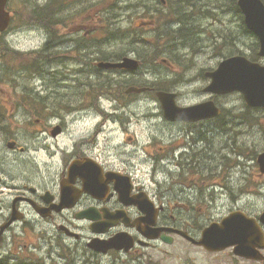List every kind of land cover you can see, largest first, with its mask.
<instances>
[{
  "label": "rangeland",
  "instance_id": "1",
  "mask_svg": "<svg viewBox=\"0 0 264 264\" xmlns=\"http://www.w3.org/2000/svg\"><path fill=\"white\" fill-rule=\"evenodd\" d=\"M35 1L41 3L45 0ZM97 1L65 0L66 10L69 12V15L84 11L82 14L85 17L90 13L92 16L96 15L98 17V13L95 11L96 8L91 6L97 3ZM213 1H216V7L214 8L207 5L208 0L197 1V6L203 11L200 14V21L205 30L199 31V27L195 25L192 38L189 40L184 39L177 45H171L162 53L153 55L150 59L153 63L150 66L143 65V71L140 66L133 68L132 65L115 69V71L126 76L128 87L136 86L139 82L150 83L152 85L164 83L169 87L170 91L177 93V101L183 107H191L207 101H213L222 110V115L217 118L195 122V128H189L183 124H177L176 126L174 124L175 121L166 120L167 122H165L161 114L160 104L155 95L148 94L143 97L146 100V102H143L145 104L143 107L147 112L148 120H145L147 123L142 122V119H144L142 117L143 115L138 121L132 115V122L137 121L134 127L139 130L136 137L140 145L143 146H128L127 154L121 156L122 158L127 156L133 163L140 164L142 163L140 161L141 159L148 158V152L152 151L155 155L158 152L163 154L164 150L162 148L164 146L166 147L165 154L169 152V157L164 161V164L159 166L154 180V167L156 163L143 162L141 170L144 171L142 173L139 172V181L146 185L147 192L151 196V199H155L154 201L158 206V199L155 196L157 195V198L163 197L158 194L161 187L164 191H167L164 192L166 195L168 191L171 192L172 190L170 189L175 185L174 181L178 176L173 165V161L176 157H179L178 148L174 152L169 150L168 146L171 145L172 147L175 144L178 145L188 140L186 132H188L190 137L195 138V142H192L195 151L198 150V153L200 152L201 154L205 153L198 169L196 168V170L200 171V174L196 175V177L209 174L206 178L211 177L212 180H217V175L220 173L223 179H226L224 184L228 185V189L231 192L224 193L225 195L216 193L210 207L204 204L207 201H205L203 196H200V193H186L190 197V210L187 212L185 210H176V220L171 219L169 210L161 214L160 222H172L171 226L173 227H178L183 222L184 225L194 222L191 227H188L192 233L188 234L192 237L193 235L199 237L204 227L212 222L221 221L232 211L241 210L244 212L259 213L264 208V177L260 178L257 175L259 166L256 163L258 155L264 152V108H248L245 105L242 95L239 93L216 96L213 93L204 91L209 83V79L205 76V73L216 70L219 63L224 59L233 56H245L253 60V62L256 61L264 65V58L257 55L259 50L258 39L251 34L239 33V22L241 23V20L238 17L236 18V12L233 7L228 9L224 5L223 0ZM143 3L147 4L148 12H150L151 8H154L153 16L155 17V25L162 21L166 22V19H174L170 17L169 12L165 9L167 0H146ZM30 5L28 0H15L13 4L14 9L18 13L19 24L13 26L9 42L13 48L22 54L21 57H26L29 53L36 52L48 39V35L42 32L44 30L42 27V30L23 27L30 14ZM157 5L162 10H157ZM85 8H87L86 11ZM66 10L63 9V11ZM144 16L142 15L141 8L136 6L132 9L131 16L125 18V21L130 22V24L125 25V23L124 27H128L130 30L137 29L136 25L139 24L141 18ZM80 18L81 15L77 17L75 23L64 27L72 31L69 34L86 36L78 32L93 29L92 24H85L83 20L78 22ZM150 22V19H144V23L141 26L144 30H147L148 37H151L153 41H155V35L157 33L162 34V36L166 34L158 29V27H152ZM103 29L100 24L97 25L94 29V37L104 43V45L107 44V56L115 55L118 57L122 54L125 57L131 56L138 59V57L124 51V43H129L131 41L130 39L112 36L113 41H111L109 37L103 38L106 35ZM169 29L172 30V26H169ZM70 41L71 39L67 35V42ZM70 56V53L62 56L59 55L56 61L58 63H68V57ZM31 58L37 59L35 55H31ZM121 65H124V62ZM147 68L152 69L151 74L146 72ZM53 70L55 71L53 76L58 78L57 84H66V80L59 79L61 73L65 72L64 68L55 67ZM11 74H14V72L11 71ZM53 76L47 75L39 79L47 83H53ZM15 78V85L22 87L19 92L24 90L30 93L34 78L29 79L22 76ZM107 86L108 83L105 82L102 83L101 88H106ZM43 87L46 88V91L40 93H48L52 97L56 95L50 91V88L44 85ZM4 90L3 97L6 99L13 91L7 83H4ZM58 91L60 92L59 89ZM130 96H132L133 100L136 99L133 97V94ZM82 98L89 97L85 96ZM99 101L101 110H111V101L106 98H100ZM81 111V116L88 119V122L91 123L90 129L93 131V136L99 141L97 153L101 151L102 155L111 159L114 158L115 154L119 153L117 151L118 145L122 143V138L116 136V131L113 130L116 127L114 125L115 121L106 112L101 114L92 109H81ZM246 111L250 114H247ZM28 116L25 112L22 114L19 112H9V114H3L2 121L9 124L11 118L12 121L17 122L18 128L15 126L16 131L14 135L20 133L27 134V131L22 128V124L28 120ZM78 120L82 121V118H78ZM222 123L225 124V128H223ZM200 133L206 137L203 146L196 142ZM131 135L134 136L133 133ZM17 142L29 145L28 139L23 140L19 137ZM63 142V138H60L57 143L50 144L52 150L56 152L54 156L56 163H60L61 153L59 152V147L63 145ZM148 142L151 143L150 147L148 146ZM29 146L31 147V145ZM49 154V150L43 151L38 157L39 164L45 165L49 161ZM27 156L28 153H25L24 156L21 155V157H25L20 164L21 171L27 170L25 167L30 168V164L27 162ZM228 161H232L230 169L227 167L230 164ZM30 162L34 161L30 160ZM199 200L201 201V207L199 206ZM155 209L157 210V216L159 206L156 207L155 205ZM152 214L155 215L153 211ZM183 226L182 229H188ZM174 237L175 239L172 244L168 242L170 245L164 241L161 242L163 245H161L160 249L163 253L150 250V255H152L155 261L162 259L165 261V264H240L235 262L236 258L234 257L235 254H233L232 248H227L228 250L226 251L211 253L199 249L198 252L197 248H194L182 237L176 235ZM200 256H203L205 259H200ZM34 257L38 259L40 256L36 254Z\"/></svg>",
  "mask_w": 264,
  "mask_h": 264
},
{
  "label": "flooded vegetation",
  "instance_id": "2",
  "mask_svg": "<svg viewBox=\"0 0 264 264\" xmlns=\"http://www.w3.org/2000/svg\"><path fill=\"white\" fill-rule=\"evenodd\" d=\"M78 47V45H76ZM3 45L0 43V111H3V109H6L7 111H13L15 108H17L14 105L5 106L4 105V99H3V80H2V60H3ZM53 90V89H52ZM33 109H35L34 105H31ZM48 110H53L54 114L57 118L61 119L63 116V112L66 111L65 107L63 106H48ZM166 122V121H165ZM174 124L177 126V124H183L188 126L189 128H195L196 123L195 122H189V121H179L174 122ZM223 124V123H222ZM225 124H223V128ZM60 126L62 127V123L60 122ZM34 134V133H33ZM193 136L192 134H190ZM186 137L188 140H185L182 143H179L178 145L175 144L171 147V145L168 146L169 150L174 151L178 148V156L173 161V165L175 166V171L178 173V176L176 180L174 181L175 185L170 189L172 190V200L167 201L165 193L167 191H164L161 187L160 192L158 194L160 196H163L161 198H157V195L155 196L156 199H158V206H159V213L156 217V224L152 227V232L148 229L146 226V223L144 221H139L144 218L145 214L140 210L138 206L135 204H126L120 199L119 193L115 190V184L113 182H108L107 189L98 195H93L91 193L87 192H80L83 189V180L80 176H77L74 180L68 179V165L71 160H80L82 161L85 157H90L91 159H94L98 161L102 167L104 172H118L120 174H123L125 176H131L132 178L136 176V173L138 170H136L135 166L132 165L130 161L121 160H108L103 157H101L100 154H97L94 150L93 143H88L84 141V138H78L72 147V150L74 152L73 156L71 158H65L63 159L61 167L56 171L54 179L52 180V187H49L48 189L53 192L52 199L57 201L56 204L60 203V187L62 182L66 183V185L70 186L73 193L78 194V197L74 200L73 206L71 209L68 210H62L59 207L52 208V206L46 202V200L42 196L43 189L41 187L34 186L30 184L29 181H3V184L11 187L12 189L9 191H2L0 190V200H1V209H0V221L3 218L2 222L0 223V226L7 222L13 214V208L15 207L22 215L23 220L22 222H16L13 224L11 228H14L15 226H19L20 224H26V223H32V224H41L44 219L51 220L53 223L57 224H69L70 229L73 232H76L72 223V218L76 216H80L82 214L92 215L93 220L92 222L96 221H104L106 219H110L112 215L117 213L118 211H121L124 215L125 219L121 218L118 222L115 223V227L109 230V232L106 235H109L111 233H120V232H128L133 237L135 242V246L131 251L128 252H118L115 256V261L113 264H116L117 261L120 260H127L130 264H165L162 259L159 261H155L152 258V255H150V250H156L158 252L163 251L160 249L161 245H163L164 238L170 237L172 238V243L175 239L174 235L180 236L186 241L189 242L190 245H192L194 248L203 249L208 253L213 252L214 250H209L204 245H199L194 243L193 241L187 240V238L183 237L182 235L174 232V230H182L187 233H191L190 228L193 223H186L184 225V222L182 225L178 227L171 226L172 222L164 221V223L170 224H164L161 223V214L169 210L171 215V219H175V211L176 210H185L186 212L191 209V206L189 205V196L186 195V193H196L200 196H203L205 201H207L206 205L209 207L212 205V200H214V197L216 193H227L231 192L230 189H228V185H225L226 179H223V177L218 173L217 180H212L211 177L206 178L208 175H201L200 177H196V175L200 174V171L196 170L198 169L201 159L204 157V154L198 153V150L195 151L194 146L192 142H195L194 137H190L188 135V132H186ZM206 137L199 134V137H197L196 142L202 144L205 143ZM151 144V143H150ZM150 146V145H149ZM162 148V147H161ZM164 150L163 154H160L159 152L155 155L153 152L148 153V156H150V159L148 158V161L150 160L153 163H156L154 167V174L158 171V168L160 165L164 164V161L167 160L169 157V152H166V147L162 148ZM210 155V154H208ZM230 164L227 166L229 169L231 168L232 161H228ZM239 163V162H238ZM3 164L6 165L5 170L3 171L4 174L13 177L14 172L17 170L16 163H8L7 162V155L0 150V171L3 167ZM211 170V169H210ZM209 172V171H207ZM257 175L260 178H263L264 175L260 173V171L257 172ZM70 180V181H68ZM142 192H147V188L145 184H141V182H135L133 181V189L131 194H139ZM170 192V191H168ZM148 193V192H147ZM153 201L155 199H152ZM199 200V206L201 207ZM155 203V201H154ZM211 203V204H209ZM156 207L157 204L155 203ZM36 206L40 208H46L48 217L43 218L40 215L37 214ZM195 206V205H194ZM264 210V209H263ZM247 216L253 218L254 225L258 226L262 236L258 238L255 242V250L258 252L259 259H247L245 257L241 256H234L236 258L235 262L240 264H264V220L260 217V215L263 213V211L258 212H244ZM88 220V219H87ZM213 221V218H212ZM219 222V221H218ZM213 223V222H212ZM210 223L209 225H211ZM58 224V225H60ZM89 225V222L83 221L78 223L76 228L85 229V227ZM184 225V226H183ZM208 225V226H209ZM151 234H157L158 236L149 238L146 237L144 234H142L139 231V227ZM183 227H187L188 229H182ZM204 227L201 230V233L199 237H196L193 235V238L197 241L201 240L203 237L204 230L208 227ZM192 234V233H191ZM88 234L86 233H80V236L76 233L71 234L72 237L66 236L64 233L58 234V239L61 240V238H68V246L70 251H76L78 247H80L81 253V264H90L89 259L86 258L85 253H83V247L85 245V240ZM191 236V235H190ZM62 241V245H63ZM227 247V246H226ZM229 248L235 249L234 245L228 246ZM225 248V247H223ZM216 250V249H215ZM228 250V249H227ZM226 251V250H224ZM235 252V250H234ZM67 253H64L66 255ZM228 255V254H226ZM229 256V255H228ZM174 259V257H173ZM200 259H205L203 256H200ZM97 260H92L91 264H97ZM206 264V263H205Z\"/></svg>",
  "mask_w": 264,
  "mask_h": 264
},
{
  "label": "water",
  "instance_id": "3",
  "mask_svg": "<svg viewBox=\"0 0 264 264\" xmlns=\"http://www.w3.org/2000/svg\"><path fill=\"white\" fill-rule=\"evenodd\" d=\"M5 0H0V30H5L9 24V14L4 9ZM239 5L245 16L247 27L253 31L260 40V55L264 56V3L262 0H239ZM132 65L133 68L137 64L133 61L126 60L124 66ZM110 67V64L104 65ZM213 82L209 88L210 91L217 94H225L233 91L243 92L247 104L251 107H264V67L251 63L245 57L235 56L225 59L219 68L210 74ZM175 95H167L159 93V99L162 102L167 119H200L206 117H216L220 114V110L215 107L212 102L202 104L190 109V111H198L200 113L192 117L187 115L188 109L177 108L174 105ZM261 169L264 171V153L259 156ZM246 217L241 213H235L225 218L219 224H213L203 232L200 241H195L188 236L187 233L179 231V234L192 240L196 244L210 246L215 240V246L221 244L227 246L241 241L240 236L244 233L242 228L248 225L244 221ZM211 240V241H210ZM210 241V242H209ZM209 243V244H208ZM213 247V245H211ZM211 247V248H212ZM216 247H213V249ZM238 250V249H237Z\"/></svg>",
  "mask_w": 264,
  "mask_h": 264
},
{
  "label": "trees",
  "instance_id": "4",
  "mask_svg": "<svg viewBox=\"0 0 264 264\" xmlns=\"http://www.w3.org/2000/svg\"><path fill=\"white\" fill-rule=\"evenodd\" d=\"M146 0H101V3H105V7L100 12V17L98 18L99 22L104 23L105 32L109 36L112 33L118 34L122 38L130 39V47L124 49L125 52L132 51L134 54H138L141 57L146 56L150 53V51L156 47V42H160L165 40L166 44H174L180 43L183 38H187L188 40L193 36L194 26L199 27L200 30H204L200 21V14L203 12L200 7L197 6L198 0H167V2L175 3L177 7L170 8L172 13H177V19L179 22L178 31H174L173 34L169 33L167 37L162 36V34L157 33L155 35V41L149 40L148 37H144L143 33L137 29L130 30L129 28H123L120 24L125 20V18H129L132 14V9L140 7L142 10V14H145L146 3H143ZM230 4L228 7H233L236 10L241 23L239 24L240 30L239 33L251 34L246 26L244 25L243 15L241 14L240 8L237 4V0H228ZM264 1V0H263ZM61 9L60 7L54 5L53 3L47 4L45 6H37L35 9V14L37 20L40 21L41 27H51L58 24H63L67 20L66 17L60 16ZM209 13V12H208ZM192 18L194 22L190 21ZM187 19L186 23L185 20ZM200 21V22H199ZM50 31V30H49ZM49 31H46L48 33ZM53 34L52 31L49 33ZM252 35V34H251ZM101 44V43H100ZM99 59H107V58H121L124 55H119L118 57L115 55H105L106 48L104 46H97L94 50ZM107 56V57H106ZM40 72V70H38ZM247 114H250L246 111ZM245 119V118H244ZM248 120V119H247Z\"/></svg>",
  "mask_w": 264,
  "mask_h": 264
},
{
  "label": "bare ground",
  "instance_id": "5",
  "mask_svg": "<svg viewBox=\"0 0 264 264\" xmlns=\"http://www.w3.org/2000/svg\"><path fill=\"white\" fill-rule=\"evenodd\" d=\"M222 115V114H221ZM221 119V118H220Z\"/></svg>",
  "mask_w": 264,
  "mask_h": 264
}]
</instances>
